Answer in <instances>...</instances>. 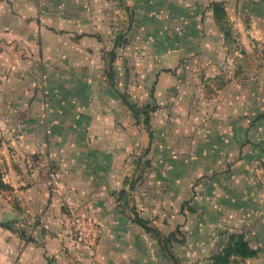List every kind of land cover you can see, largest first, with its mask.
<instances>
[{"label": "crops", "instance_id": "crops-1", "mask_svg": "<svg viewBox=\"0 0 264 264\" xmlns=\"http://www.w3.org/2000/svg\"><path fill=\"white\" fill-rule=\"evenodd\" d=\"M263 11L264 0H0V264H170L136 220H149L132 199L141 152L159 148L139 110L155 99L167 121L183 72L225 48L226 19L248 33ZM75 211L99 226L94 244L75 236Z\"/></svg>", "mask_w": 264, "mask_h": 264}, {"label": "rangeland", "instance_id": "rangeland-1", "mask_svg": "<svg viewBox=\"0 0 264 264\" xmlns=\"http://www.w3.org/2000/svg\"><path fill=\"white\" fill-rule=\"evenodd\" d=\"M237 22L226 19L225 48L212 65L183 72H192L187 94L167 108V121L155 99L139 110L159 148L141 152L132 199L146 202L141 214L158 229L150 232L170 264L173 253L183 264H212L231 233L259 248L232 264H264V18L248 33Z\"/></svg>", "mask_w": 264, "mask_h": 264}, {"label": "trees", "instance_id": "trees-1", "mask_svg": "<svg viewBox=\"0 0 264 264\" xmlns=\"http://www.w3.org/2000/svg\"><path fill=\"white\" fill-rule=\"evenodd\" d=\"M220 8V7H219ZM140 113V112H139ZM145 123L148 124V120L145 119ZM139 224L144 226L149 231H155L157 233L158 229L150 226L149 220L142 217H136ZM162 242V241H161ZM168 244V243H167ZM168 253H170V242L167 247H164ZM259 248L253 247L248 239L242 234H230L229 239L226 244L222 247L220 251L212 256V264H232L236 258H251L258 255ZM173 253V252H172ZM171 264H183L180 258L174 253L172 254Z\"/></svg>", "mask_w": 264, "mask_h": 264}, {"label": "built area", "instance_id": "built-area-1", "mask_svg": "<svg viewBox=\"0 0 264 264\" xmlns=\"http://www.w3.org/2000/svg\"><path fill=\"white\" fill-rule=\"evenodd\" d=\"M57 177L54 176V182L57 181ZM72 227L74 234L80 242L94 244L97 239V234L100 231L91 217L80 214L75 211L72 218Z\"/></svg>", "mask_w": 264, "mask_h": 264}, {"label": "water", "instance_id": "water-1", "mask_svg": "<svg viewBox=\"0 0 264 264\" xmlns=\"http://www.w3.org/2000/svg\"><path fill=\"white\" fill-rule=\"evenodd\" d=\"M17 219H18L17 216H11V215H9V214H5V215L3 216L2 221H3V222H10V221H14V220H17Z\"/></svg>", "mask_w": 264, "mask_h": 264}]
</instances>
